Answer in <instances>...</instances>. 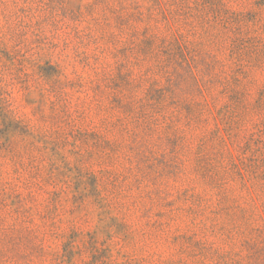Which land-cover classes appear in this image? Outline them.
<instances>
[{
    "label": "rangeland",
    "instance_id": "obj_1",
    "mask_svg": "<svg viewBox=\"0 0 264 264\" xmlns=\"http://www.w3.org/2000/svg\"><path fill=\"white\" fill-rule=\"evenodd\" d=\"M0 264H264V0H0Z\"/></svg>",
    "mask_w": 264,
    "mask_h": 264
}]
</instances>
